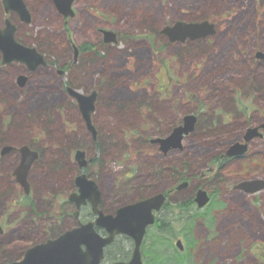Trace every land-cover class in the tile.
Here are the masks:
<instances>
[{"label":"rangeland","instance_id":"1","mask_svg":"<svg viewBox=\"0 0 264 264\" xmlns=\"http://www.w3.org/2000/svg\"><path fill=\"white\" fill-rule=\"evenodd\" d=\"M24 1L32 14L31 24L20 22L14 13L7 15L0 0V26L10 18L17 27L16 35L38 47L50 61L63 64L73 60L74 52L65 43L67 38L76 46L98 44L94 59L84 56L81 64L73 66L64 78L49 68L36 72L30 90L21 99L20 91L10 84L15 68L4 66L0 70V122H4L6 132L2 136L0 130V141L20 145L29 142L31 135H40L45 143L38 147L48 148L45 162H39L30 176L37 210L47 209L44 199L49 189H71V167L68 169L63 162L66 168L61 166V177L50 169L52 160L58 157L51 147L82 139L83 149L90 156L95 152L93 134L76 108V99L67 98L62 91L67 83L68 89L85 96L92 95V83L99 82L92 120L98 134L107 138L102 156L110 165L97 177L106 211L175 182L169 172L166 177L157 175L156 168L172 167L182 170L185 176L205 171L212 157L239 143L249 129L260 125L264 112V59L255 61L252 56L255 50L264 53V0H75L76 15L65 24L51 0ZM179 21L215 22L217 30L207 41L168 44L166 35L160 32ZM102 30L116 32L121 43L102 45ZM254 80L260 85L257 92L252 88ZM108 81L114 84L106 89L103 85ZM137 81L146 88L131 91L130 85ZM117 101L127 106L121 109ZM30 112L33 117L29 120L22 117ZM206 112L220 116L221 123L190 134L182 150L165 154L155 148L142 149L144 142L140 138L145 134L153 139L169 137L184 117H196L197 126L207 123ZM9 117L14 123L9 119L6 122ZM70 127L78 132L70 134ZM249 156L221 170L220 179L204 183L203 190L217 193V201L227 206L214 209L213 226L197 224L196 243L190 251L196 264H264V191L251 195L235 190L243 182L264 181V137L253 141ZM12 163L10 159L0 165V172L6 176L0 181V216L11 205L25 206L23 196L17 197L9 187L7 176ZM130 168L136 169L135 179L117 181ZM198 183L195 180L190 189L173 194L168 205L190 199ZM25 209L29 215L32 213ZM23 218L20 226L10 232L11 238L20 237L24 227L27 230L26 222L31 217ZM182 230L181 225H175L172 231L176 239L172 244L175 247L181 240L185 254L187 242ZM147 243H151V236ZM16 253L12 247L4 257Z\"/></svg>","mask_w":264,"mask_h":264},{"label":"water","instance_id":"2","mask_svg":"<svg viewBox=\"0 0 264 264\" xmlns=\"http://www.w3.org/2000/svg\"><path fill=\"white\" fill-rule=\"evenodd\" d=\"M5 11L15 12L20 19L29 24L30 12L23 0H2ZM55 7L64 17H74L72 6L75 0H52ZM5 28H0V52L3 55L4 64L13 62L24 63L30 70H35L42 64H45L42 55L38 54L36 49L28 48L15 39L17 28L11 23L10 19L5 22ZM163 33L170 38V41L185 42L186 40L195 41L206 38L215 33L214 26L208 22L202 24H186L177 23L173 27H167ZM105 43H117V35L113 32H104ZM264 58L263 54H259ZM26 78L21 77L20 84L23 85ZM70 95L76 99L79 104L80 112L88 129L92 132L96 139V130L92 124L91 116L95 111L96 93L86 97L68 89ZM197 118L187 116L183 125L174 129L172 134L166 139H159L154 142L159 143L161 150L168 153L171 150L182 149V141L184 136H188L195 130ZM264 128V124L259 128L249 129L245 135L246 144L236 143L231 146L227 152V157L243 156L248 151V143L257 137H262L259 129ZM11 148H5L4 153L10 151ZM24 155L22 164L23 173L20 174L19 180L27 189L26 174L32 163L37 158V153L30 151L28 147L21 150ZM76 161L84 168L86 162V153L78 151L75 155ZM79 194H74L71 201H76L80 208L87 201L92 205L93 212L98 216L96 221L81 225L71 231L65 232L55 240H50L44 244L38 245L30 249L22 262L13 264H102L104 260L105 249L111 245L116 236L124 235L130 237L135 242V251L130 262H117L115 264H142L141 245L147 233L148 227L154 224V211L159 212L164 206L167 197L165 194H159L155 197L138 202L133 205H126L120 208L116 215H105L98 209L101 204V192L96 184L88 181L83 175L77 179ZM189 186L187 182L177 187L178 191L186 189ZM235 190H242L247 194H256L264 191V181H247L235 187ZM210 201L208 194L200 190L197 194L196 202L199 208L205 207ZM96 228L104 229L107 236H101ZM178 247L182 249L181 242Z\"/></svg>","mask_w":264,"mask_h":264},{"label":"flooded vegetation","instance_id":"3","mask_svg":"<svg viewBox=\"0 0 264 264\" xmlns=\"http://www.w3.org/2000/svg\"><path fill=\"white\" fill-rule=\"evenodd\" d=\"M30 16L31 18H30L29 24H31V21H32L31 12H30ZM59 17L61 18L62 22L65 24L67 20L64 19L62 16H59ZM17 18L20 22L27 24L23 22L18 16ZM4 27L5 26H2V27L0 26V28H4ZM16 34H17V31H16ZM101 37H102L101 41H103L102 45L106 46L107 43L104 42V35L102 33H101ZM167 39L169 41L168 44L172 45L169 37H167ZM16 40L17 42H19L25 47L36 49L38 54L43 56L44 62H45V64L40 65L35 70H30V68L24 63L14 62L10 64H4L3 55L0 53L1 55L0 70L4 66H9V67L12 66L15 68V72L13 73L12 78H10V84L13 89H17L20 91V94H19L20 99L25 96V92L27 90H30V82L32 81L33 75L36 72L40 73L41 69L49 68V69H52L54 75L57 74L58 76L64 78L68 75V73L70 72V69L73 66L77 64H81V62L84 59V56L90 55L92 57L93 56L95 57L97 54L96 49L98 46V44L94 42L93 43L90 42L89 44H85L81 46H76L71 39L67 38L65 42L67 45V49L70 51L73 50L74 58L73 60L64 62L63 64H57L55 60L50 61L44 54H42L39 51L38 47L35 46L36 47L35 48L33 47V45H28L17 35H16ZM207 40L208 39H205V41ZM83 46H91L93 49L84 52ZM107 46H110V45H107ZM257 51L258 50H255L252 56L253 60L255 61L259 59L257 56ZM94 57L92 58V60L94 59ZM18 66H19V69H16ZM21 77L26 78L23 85L20 84ZM98 83L99 82L92 83L90 87L91 92L97 94L96 102L98 100ZM68 85L70 84L67 83L64 86V89H62V91L65 92V95L67 98H71L69 92L67 91ZM141 88H146V87L145 85H143L142 82L137 81L131 84L129 89L131 91H136ZM76 89L79 90L78 88ZM161 93H162V90H161ZM76 108L81 114L79 106L77 104H76ZM31 116L33 117V115L30 112V113H26V116H22V117L28 118L29 120ZM262 118L263 119L259 121V124L264 122V112H263ZM5 119H6V122H7V119H9L8 121H10V123H14L13 117L5 118ZM70 128H71L70 134L77 132L76 130L72 129V127ZM148 131L149 130L145 129V132H148ZM96 133H97L96 139H94L93 137V144H94V150H95L94 155L90 156L88 152L82 149L86 152V162H88L84 168H82L80 164L75 161V152L81 148H76L70 152V156L67 159V164L71 167V172H70L71 189L68 192L61 191V190L54 191V190L49 189V191L46 192V197L44 199L45 203H47V201L50 198H53V200L50 204H48L47 209L44 211H39L35 208V206H32V204H34L35 191L31 183V179H30L33 168L42 160L43 158L42 154H45L46 150L48 149L47 147H42L41 149L34 148V147H31V144H35L37 146L44 145L45 142L43 141V137L40 135L39 136L31 135L29 142H23L20 145H15V146L13 144H6L3 141L1 142L2 146H0V161L2 159H8V160L13 159L12 167L10 169L11 171L9 172V187L12 190V192L17 195V197L23 196V199H25L24 200L25 206H21V208H17V206L11 205L9 209L5 210L0 216V264L20 262L24 260L25 255L29 249L36 247L39 244L44 243L48 240L55 239L68 230H72L76 227H80L81 225L86 224L90 221H94L96 219L97 216L94 214L92 205L88 201L85 204H83L80 208H78L76 201H71V197L74 194H77V195L79 194V187L77 185V179L82 177L83 175L87 177L88 181L94 182L101 192V204L99 205L98 209L102 211L105 215H114L117 212L120 205L114 206V208L109 211H106L103 205L104 204V194H103L102 188L99 184V180L97 177L100 176L101 172H103L104 169H108L110 162L107 158L102 156L103 152H101L99 148V137H98L99 134L97 130H96ZM153 137L154 136L146 135L145 138L143 139L141 138V140L144 142V147L142 149L146 151L147 149L155 148L156 150H159L160 152H162L160 144L153 142ZM252 143L253 141L249 144V150H250V146ZM9 145L12 149L4 153V148ZM25 147H28L30 151L36 152L38 155L36 160L32 163L30 169L28 170L26 174V182L28 184L27 189L21 184L19 180L20 174L23 173L22 164L25 159L23 153L21 152V149ZM59 147L60 146H56L55 144L53 145V147H51L53 155H58V151L60 150ZM225 154H226V151H223L220 159L221 161H226L229 163L238 162L240 160H243L245 157L244 155V156H239V157H234V158H227ZM205 169H206L205 172H198V173L193 172L191 174H188L184 180L183 179L181 180L182 182L189 181L190 183V185L186 189H183L181 191H186L190 189L192 187L193 181L198 180L199 183L195 187L192 193V196H191L193 200H195V197L198 191L201 188H205L204 187L205 182H211L213 179L215 180L219 179V178H216L217 174L220 173V170L217 164L212 165L210 162H208ZM61 171L62 170L60 169L59 172L62 173ZM126 172L124 173V175L126 174V176H123V175L120 176L119 178H117V181L124 179V178H126L129 181L135 179L136 169L130 168ZM63 178L64 176L62 177V179ZM180 182L175 181L171 186L165 188L167 192L168 202L171 199V196L173 194H175L176 192H179L176 190V187L178 183ZM160 191L161 190L156 191V192H150L147 195H140L137 197H133L130 200V202H128L127 204H134L139 201H143L149 197L156 196L158 193H160ZM23 208H29L32 213L29 215L28 211L23 210ZM16 209H20V210L18 211ZM155 214H156V223L148 231L155 230L159 235H161V229H162V223L160 219L161 213H155ZM23 216L29 217V219L31 217V220L29 222L28 221L26 222L28 224V226H26L27 230H25V227H24V230L21 232L20 237L11 238L9 234H12L16 230V228L19 227L20 224L24 221ZM67 221H68V225H66ZM11 231L12 233H10ZM97 231L102 235H106V232L103 229L97 228ZM157 238L160 239L159 236ZM20 243L26 244V245H20ZM12 247L16 249L17 253L15 256L8 257L6 259L4 257V253L7 250L11 249ZM143 248L144 247H142L141 249L142 259H143V264H146L147 258H146ZM110 249L112 251V256H117L122 253L124 256V261L129 262L133 256L134 242L132 239L128 237L119 236L115 239Z\"/></svg>","mask_w":264,"mask_h":264},{"label":"trees","instance_id":"4","mask_svg":"<svg viewBox=\"0 0 264 264\" xmlns=\"http://www.w3.org/2000/svg\"><path fill=\"white\" fill-rule=\"evenodd\" d=\"M93 48L91 46H83V51H89ZM252 88L254 91H258L260 86L257 81H253ZM117 105L119 108H123L124 106H127L126 103L122 102L120 104V101H117ZM207 113V112H206ZM46 114V113H45ZM43 114V115H45ZM203 115V114H202ZM206 115V114H205ZM51 116V115H50ZM46 116V117H50ZM206 117H208L207 123H202L198 126V130H208L210 128H215L219 123H221L220 116L212 115L211 113H207ZM1 126V122H0ZM197 131V130H196ZM3 133V134H2ZM2 136H5L4 132H1ZM99 148L100 151L103 152L106 148V135L100 134L99 136ZM106 139V140H105ZM4 142V140H1V142ZM4 145V144H3ZM73 145V147L71 146ZM84 142L82 139L77 140V142L73 144H68L65 146H60V150L58 151L57 158H54L51 162L50 169L54 174L60 175L59 172L62 167L66 166L68 169H70V166L67 164V159L70 156V152L73 151L76 148H83ZM75 146V147H74ZM31 147L37 148L35 144H31ZM85 147V146H84ZM41 149V148H38ZM221 154L219 153L212 157L209 162L212 165L217 164L219 167V170L223 171L228 165L229 162L221 161ZM42 158V162H45L44 154ZM40 161V162H41ZM65 163V165L63 164ZM49 165V164H48ZM64 165V166H63ZM10 172V170H9ZM169 172V176L173 178L176 182H180L182 179H185V175L182 172V170L179 169H168L166 167H163L160 170H157V175L166 177V174ZM4 174V173H3ZM51 175V174H50ZM6 177L2 175V172H0V181ZM61 177V175H60ZM220 177V173L217 174L216 178ZM9 181V174L7 176ZM217 193L213 194V201L212 203L205 209V211H200L196 208L194 201L192 198L188 199L185 202L176 203L174 205H167L165 207V210L167 213L164 215L162 214L161 223H162V229H161V237L158 239V235H155V233H151V239H152V245L149 246L147 244L144 248V252L146 255V264H196L194 259L190 256V251L193 248V246L196 243V240L194 238V230L198 223H204L207 226L211 227L215 223L216 215H214V209L221 210L223 206H227L223 201L218 200V197L216 196ZM53 198H50L47 203L50 204L52 202ZM34 206V204H32ZM215 210V211H216ZM165 212V211H164ZM175 225H181L182 235L184 239L187 242V250L185 251V254H182L177 250L176 247H174V244H172L173 240L176 238L174 232L172 231L175 228ZM120 255V256H119ZM117 257L112 256V251L109 249L106 254V258L110 261H113V259L122 260L123 254H119ZM116 257V258H115Z\"/></svg>","mask_w":264,"mask_h":264},{"label":"bare ground","instance_id":"5","mask_svg":"<svg viewBox=\"0 0 264 264\" xmlns=\"http://www.w3.org/2000/svg\"><path fill=\"white\" fill-rule=\"evenodd\" d=\"M113 84L114 83H112V81H108V82H105V84L103 85L104 87H106V89L107 88H110V87H113ZM120 104H121V101H120ZM118 106V105H117ZM31 121V120H30ZM181 125H182V123H180ZM179 124V125H180ZM179 125H177V126H175L174 127V129H176V128H178L179 127ZM8 159H2L1 161H0V165H1V162H4V161H7ZM172 168V167H171ZM171 168H168V169H170L171 170ZM174 169V168H173ZM155 170H158V168H156ZM157 172V171H156ZM195 204V203H194ZM195 206H196V208L198 209V210H202V212H203V210L205 211V209H206V207H204V208H202V209H199L198 207H197V205L195 204Z\"/></svg>","mask_w":264,"mask_h":264}]
</instances>
